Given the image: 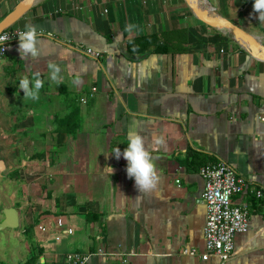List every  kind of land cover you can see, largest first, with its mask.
Instances as JSON below:
<instances>
[{
  "label": "crops",
  "instance_id": "crops-1",
  "mask_svg": "<svg viewBox=\"0 0 264 264\" xmlns=\"http://www.w3.org/2000/svg\"><path fill=\"white\" fill-rule=\"evenodd\" d=\"M200 1L264 45L253 0ZM18 3L0 0V21ZM25 25L40 34V54L24 60L16 42L0 60V160L16 178L4 187V205L19 212L23 235L13 236L28 250L25 263L65 264L79 253L94 254L88 264H118L115 254L131 255L130 264H222L202 259L199 172L222 159L250 188L264 189V62L200 22L184 0H37L13 28ZM184 29L185 51H128L134 39ZM52 62L58 86L49 80ZM37 73L39 97L26 99L19 80ZM130 130L158 157L152 191L139 193L127 161L111 153L123 151ZM154 136L164 144L154 146ZM243 201L249 229L225 264H264V195L235 197Z\"/></svg>",
  "mask_w": 264,
  "mask_h": 264
},
{
  "label": "built area",
  "instance_id": "built-area-1",
  "mask_svg": "<svg viewBox=\"0 0 264 264\" xmlns=\"http://www.w3.org/2000/svg\"><path fill=\"white\" fill-rule=\"evenodd\" d=\"M20 31L23 30L11 27L0 34V60L8 53L9 46L18 42ZM48 37L54 38L52 34ZM78 51L95 60L102 58L101 53L91 49L78 48ZM82 102L86 100L82 99ZM199 174L204 181L203 202L207 208L204 231L206 252L202 255V259L207 261L210 257H216L225 264L235 257L236 237L249 229L250 206L245 201L236 203L235 197L250 194L262 198L264 189L250 188L249 182L222 159L208 163L200 169ZM177 183L180 184V181ZM184 254L194 256L196 252L185 251ZM93 255L69 254L66 256L65 264H88ZM96 255L110 256L101 249ZM114 256L119 258L118 264H130L131 255L115 254Z\"/></svg>",
  "mask_w": 264,
  "mask_h": 264
},
{
  "label": "clouds",
  "instance_id": "clouds-1",
  "mask_svg": "<svg viewBox=\"0 0 264 264\" xmlns=\"http://www.w3.org/2000/svg\"><path fill=\"white\" fill-rule=\"evenodd\" d=\"M253 11L258 13V21L264 22V0H253ZM134 26L127 25L126 30H131ZM40 34L32 25H25V29L18 34V52L20 56L26 60L28 57H37L40 54ZM49 80L55 82L58 86L63 79L61 69L56 63L49 64ZM79 82L78 80L76 81ZM43 86V81L39 74H35L32 79L27 76L19 80L17 87L23 90L26 99L36 100L39 97L40 89ZM163 139L154 136L153 145H163ZM117 159L121 156L127 161L126 174L134 180L135 187L139 193L149 192L155 189L158 185L160 177L156 172L155 161L158 157L153 156L151 151L145 146L144 138L133 130L127 134L126 147L121 151L119 147L115 152H111ZM110 173L113 172L111 167H108Z\"/></svg>",
  "mask_w": 264,
  "mask_h": 264
},
{
  "label": "water",
  "instance_id": "water-1",
  "mask_svg": "<svg viewBox=\"0 0 264 264\" xmlns=\"http://www.w3.org/2000/svg\"><path fill=\"white\" fill-rule=\"evenodd\" d=\"M37 0H21L13 11L0 21V34L13 27L22 17H24L34 6ZM194 16L206 26L217 29L227 37L237 42L244 50L249 52L257 60L264 62V45L260 39L249 32L236 26L229 20L216 14L211 8L207 9L200 0H184ZM4 162H0V172L4 171ZM5 219L2 228L17 229L20 226L19 212L14 209H5Z\"/></svg>",
  "mask_w": 264,
  "mask_h": 264
},
{
  "label": "trees",
  "instance_id": "trees-1",
  "mask_svg": "<svg viewBox=\"0 0 264 264\" xmlns=\"http://www.w3.org/2000/svg\"><path fill=\"white\" fill-rule=\"evenodd\" d=\"M187 34V31L184 29L163 36L149 35L137 38L128 42V51L132 54H166L185 51L184 45L187 43ZM175 37L177 39H175ZM175 40H178L181 45L177 44ZM71 118L69 117L67 120L60 121L59 123L61 125H66ZM57 130H62L71 134L76 132L77 128H72L70 130L60 128ZM25 264H32V260Z\"/></svg>",
  "mask_w": 264,
  "mask_h": 264
},
{
  "label": "rangeland",
  "instance_id": "rangeland-1",
  "mask_svg": "<svg viewBox=\"0 0 264 264\" xmlns=\"http://www.w3.org/2000/svg\"><path fill=\"white\" fill-rule=\"evenodd\" d=\"M0 162H4L3 160ZM12 175L5 174L4 171L0 172V264H25L26 255L28 251L25 249L24 243H21V237L16 235L18 238L13 236V233L18 230L20 235L22 234L21 227L17 229H5L2 228V222L4 218V212L7 207L4 205L6 202L4 187L15 181ZM17 232V231H16ZM24 240V237H22Z\"/></svg>",
  "mask_w": 264,
  "mask_h": 264
},
{
  "label": "bare ground",
  "instance_id": "bare-ground-1",
  "mask_svg": "<svg viewBox=\"0 0 264 264\" xmlns=\"http://www.w3.org/2000/svg\"><path fill=\"white\" fill-rule=\"evenodd\" d=\"M201 4H202L204 7H206L207 9H210L207 5L203 4L202 2H201Z\"/></svg>",
  "mask_w": 264,
  "mask_h": 264
}]
</instances>
